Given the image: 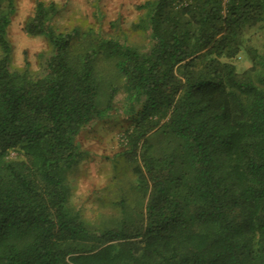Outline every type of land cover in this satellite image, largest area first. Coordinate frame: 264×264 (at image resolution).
I'll return each instance as SVG.
<instances>
[{"label": "trees", "instance_id": "trees-1", "mask_svg": "<svg viewBox=\"0 0 264 264\" xmlns=\"http://www.w3.org/2000/svg\"><path fill=\"white\" fill-rule=\"evenodd\" d=\"M137 9L144 48L58 32L56 4L37 0L24 29L51 52L32 77L11 70L16 4L0 0V264H264V52L243 46L264 30V0ZM243 51L251 66L239 73ZM121 93L144 203L93 227L69 208L67 175L85 158L80 132Z\"/></svg>", "mask_w": 264, "mask_h": 264}, {"label": "rangeland", "instance_id": "rangeland-1", "mask_svg": "<svg viewBox=\"0 0 264 264\" xmlns=\"http://www.w3.org/2000/svg\"><path fill=\"white\" fill-rule=\"evenodd\" d=\"M36 1L15 0L16 12L8 29V38L12 46L11 70L27 68L32 77H41L45 66L43 56H48L51 48L47 39L29 36L24 29ZM42 1L56 4L58 15L53 24L58 32L77 30L84 36L94 31L102 37L114 38L137 48L148 45L146 34L135 28L144 14L137 7L148 0ZM243 46L264 52V30L256 27L248 31L243 37ZM244 51L232 61L239 73L251 66ZM101 67L110 81H116L110 61L104 60ZM124 107L125 95L121 93L116 96L114 111L109 117L80 132L77 144L85 152V158L67 175L68 206L93 227H114L122 216L121 204L132 209L144 203L143 195L137 189L135 164L124 154V137L131 126ZM18 156L13 152L8 158Z\"/></svg>", "mask_w": 264, "mask_h": 264}]
</instances>
